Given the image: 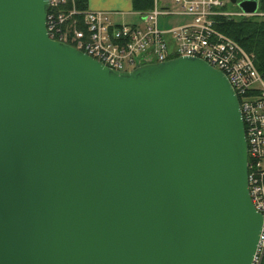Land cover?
Masks as SVG:
<instances>
[{
	"label": "water",
	"instance_id": "1",
	"mask_svg": "<svg viewBox=\"0 0 264 264\" xmlns=\"http://www.w3.org/2000/svg\"><path fill=\"white\" fill-rule=\"evenodd\" d=\"M47 10L0 0V264H252L228 79L189 57L111 70L51 40Z\"/></svg>",
	"mask_w": 264,
	"mask_h": 264
},
{
	"label": "built area",
	"instance_id": "2",
	"mask_svg": "<svg viewBox=\"0 0 264 264\" xmlns=\"http://www.w3.org/2000/svg\"><path fill=\"white\" fill-rule=\"evenodd\" d=\"M169 1V3H164ZM153 0L135 14L139 23H117L115 12L78 11L74 0H48V37L88 55L111 70L129 72L178 57L196 58L221 72L238 100L247 142V181L251 202L262 215L258 247L252 264L264 256V81L254 57L215 30V19L264 17L259 8L245 14L230 0ZM232 5L234 8H230ZM168 17L189 19L160 29Z\"/></svg>",
	"mask_w": 264,
	"mask_h": 264
},
{
	"label": "trees",
	"instance_id": "3",
	"mask_svg": "<svg viewBox=\"0 0 264 264\" xmlns=\"http://www.w3.org/2000/svg\"><path fill=\"white\" fill-rule=\"evenodd\" d=\"M79 10H86L87 0H75ZM259 11L264 13V0H258ZM134 12L148 11L153 0H132ZM215 30L230 38L246 53L253 55L255 68L264 81V19L241 17L237 19L216 18ZM238 100L241 99L238 97ZM260 264H264V256Z\"/></svg>",
	"mask_w": 264,
	"mask_h": 264
},
{
	"label": "crops",
	"instance_id": "4",
	"mask_svg": "<svg viewBox=\"0 0 264 264\" xmlns=\"http://www.w3.org/2000/svg\"><path fill=\"white\" fill-rule=\"evenodd\" d=\"M86 5L88 10L115 12L118 13L117 16H131L138 13L133 11L132 0H87Z\"/></svg>",
	"mask_w": 264,
	"mask_h": 264
},
{
	"label": "rangeland",
	"instance_id": "5",
	"mask_svg": "<svg viewBox=\"0 0 264 264\" xmlns=\"http://www.w3.org/2000/svg\"><path fill=\"white\" fill-rule=\"evenodd\" d=\"M165 0H163L164 2ZM164 3H169V1L167 2H164ZM74 5H75V8L78 10V11H86V10H79L77 7H76V2L74 0ZM230 8H234L232 7V5H229ZM92 11V10H90ZM145 12V11H144ZM263 13V12H261ZM256 19H264V17H254ZM114 20L117 22V23H121V22H125V23H137L138 22V17L135 16V15H128V16H116L114 17ZM189 19L187 18H183V17H168L167 19H164V20H161L160 21V29H171L173 25H176V24H183L185 22H188Z\"/></svg>",
	"mask_w": 264,
	"mask_h": 264
}]
</instances>
